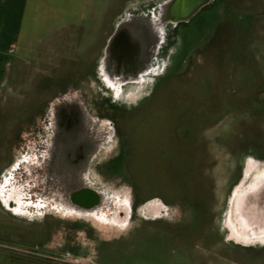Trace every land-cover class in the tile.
Masks as SVG:
<instances>
[{"label": "rangeland", "instance_id": "obj_1", "mask_svg": "<svg viewBox=\"0 0 264 264\" xmlns=\"http://www.w3.org/2000/svg\"><path fill=\"white\" fill-rule=\"evenodd\" d=\"M164 1L100 0L91 26L13 66L0 187L27 214L0 194V264H264V219L243 229L236 216L241 199L244 212L264 201V0H212L165 23L142 80L119 84L113 60L109 86L101 65L118 24L155 19ZM79 120L89 142L68 178L50 150ZM83 189L100 192L96 206L71 201Z\"/></svg>", "mask_w": 264, "mask_h": 264}, {"label": "crops", "instance_id": "obj_2", "mask_svg": "<svg viewBox=\"0 0 264 264\" xmlns=\"http://www.w3.org/2000/svg\"><path fill=\"white\" fill-rule=\"evenodd\" d=\"M98 4L100 0H0V87L18 59L35 57L55 35L91 26Z\"/></svg>", "mask_w": 264, "mask_h": 264}, {"label": "bare ground", "instance_id": "obj_3", "mask_svg": "<svg viewBox=\"0 0 264 264\" xmlns=\"http://www.w3.org/2000/svg\"><path fill=\"white\" fill-rule=\"evenodd\" d=\"M170 3L167 2L161 6V12L155 19H149L148 15L128 16L126 20L118 24L116 33L110 39L106 48V57L101 65V72L104 74L105 81L109 86L117 88L115 84L116 74L111 75L110 73L113 60L124 61L122 63L123 70L121 71L125 74V77L119 81V84L142 80L147 71L146 64L150 60V55L156 54L159 45L163 41L162 28L164 24L172 20L176 21L172 17ZM117 41H119V44L116 43ZM244 205V200L241 199V210H235L236 216H241L242 219L239 221L238 227L251 228L256 224L257 217L260 216L261 221L264 219L260 211L264 208V201L261 202L259 208L252 212L251 210L244 212ZM245 206V208L251 207L250 204Z\"/></svg>", "mask_w": 264, "mask_h": 264}, {"label": "flooded vegetation", "instance_id": "obj_4", "mask_svg": "<svg viewBox=\"0 0 264 264\" xmlns=\"http://www.w3.org/2000/svg\"><path fill=\"white\" fill-rule=\"evenodd\" d=\"M167 2H171L170 6L172 7L173 5L177 4L179 1L178 0H165L162 5H164ZM211 2H212V0H205V2H203V4H201L200 6H198L196 8V10L193 12V14L185 20H176V21L172 20L170 22L171 23H173V22L183 23L186 20L191 19L196 14H198L202 9H204L206 6H208ZM186 8H187V5H186ZM146 70H147V67H146ZM59 114H60L59 111L56 112L55 118H57V116ZM57 122L60 123L59 120ZM60 126H62V125H60ZM82 128H83L82 122L79 120L78 129H80V130H79V133L77 135H73V133H65L64 130L61 129L62 131L57 130L56 137L53 138L54 144H52V149L50 150V157H51V161H52V166L55 167L57 170H61V171L65 172V174L68 178H71V177L75 178L76 176L80 175V172L77 170L78 168H74L76 166H79L78 164H80L78 162L77 157H76L75 151L77 150V148L79 147V144L81 142L82 143L86 142L87 144L89 142V138L84 134ZM101 146L102 145L100 144L98 147L95 148L96 151L94 152V154L99 151ZM92 158H93V156L84 157L83 164L81 163L83 165V167L88 166L90 163V160ZM5 187H6V185H3L0 187V194L3 198L4 203L7 206L11 207L13 201L18 202L20 204V206L18 208H16L14 211L17 214L26 215L27 212L22 209V206H21L22 203H21L20 197L17 196L15 192H14L16 195L15 197L12 194H9ZM85 190L86 189L78 190L77 192L72 193L70 199L73 203H75V204L79 205L80 207H82L83 209L87 210V209L92 208V206H96L97 203L92 204V199L87 197V195H86L87 193H85L86 192ZM90 191L98 197V200H99V197L101 198V196L99 195L100 192H96L93 189H89V192ZM98 203H99V201H98ZM245 207L246 206L244 205L243 210L245 209ZM92 211H94V210H92ZM79 212L82 213V211H79ZM83 212H85V210Z\"/></svg>", "mask_w": 264, "mask_h": 264}, {"label": "water", "instance_id": "obj_5", "mask_svg": "<svg viewBox=\"0 0 264 264\" xmlns=\"http://www.w3.org/2000/svg\"><path fill=\"white\" fill-rule=\"evenodd\" d=\"M179 2L172 6L171 12L173 19L185 20L189 18L198 6L203 4L205 0H178ZM187 5V8H186ZM185 9V10H184ZM92 196V204L98 202V197L92 193L88 192Z\"/></svg>", "mask_w": 264, "mask_h": 264}]
</instances>
